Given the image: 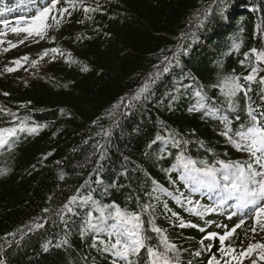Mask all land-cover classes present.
<instances>
[{
	"label": "trees",
	"instance_id": "obj_1",
	"mask_svg": "<svg viewBox=\"0 0 264 264\" xmlns=\"http://www.w3.org/2000/svg\"><path fill=\"white\" fill-rule=\"evenodd\" d=\"M50 1L0 0V19L32 16ZM73 19L53 48L59 51L49 47L43 60L27 59L0 79V129L15 123L37 129L17 131L0 147V264H111L103 249L114 242V221L101 224L96 209L108 215L144 205L160 212L150 208L142 220L150 244L159 245L157 234L147 232L150 219L166 230L176 247L168 253L171 264H208L206 256L179 253L197 244L198 230L179 227L176 217L160 225L165 202L167 215L185 214L169 197L152 194L153 181L188 194L177 173L165 171L181 150L198 161L248 157L206 113L219 110L233 133L250 125L249 104L264 113V63L257 60L264 53V0H110L105 11L94 1L79 5ZM253 69L256 80H245ZM145 84L148 90L135 99ZM230 84L251 89L247 102L244 93L232 98L235 111ZM198 91L207 107L190 111ZM74 196L69 212L65 205ZM190 198L206 205L198 194ZM89 213L104 231L88 230ZM193 221L221 235L232 224L212 213ZM140 262L148 264L146 251Z\"/></svg>",
	"mask_w": 264,
	"mask_h": 264
},
{
	"label": "snow or ice",
	"instance_id": "obj_2",
	"mask_svg": "<svg viewBox=\"0 0 264 264\" xmlns=\"http://www.w3.org/2000/svg\"><path fill=\"white\" fill-rule=\"evenodd\" d=\"M65 2H68V0H65ZM57 3H59V0H53L50 7H45L41 12L37 13L31 21H25V23L35 24L36 21L46 19L50 12L56 9ZM72 6L77 7L78 5L73 2ZM83 10L85 12L96 11V9H89L86 7ZM67 12V8L60 9L61 18ZM51 19L53 24L45 25V28L36 31L35 35L43 38L44 31L47 27L59 26L61 21L57 19L56 16H52ZM12 31L17 34H19V32H27L28 35L33 34L32 31L26 28H13ZM3 34L4 33H0V35ZM21 43H24V41H21ZM16 46L17 45H12V47ZM236 48L238 49L239 45H236ZM51 51L57 52L56 49H52ZM253 53H255V50H253ZM47 54L48 52L45 51L41 56V59ZM21 59L27 60L28 57H22ZM257 60L260 63H264V53L257 55ZM13 63L19 65L20 61H13ZM33 66H35V64ZM15 70L16 69L13 68L6 69V71L9 72ZM167 71L168 68L165 67L164 72L166 73ZM256 71V69H253L252 73L244 79L247 81L256 80ZM261 71H264V69H261ZM259 82L264 84V77H262ZM148 88L149 85L145 84L134 98L140 99L141 95L145 93ZM248 91H251V89L249 88L246 91L244 87L238 84H230L227 91L230 100V110H236L235 106L232 105L231 100L237 95V93H244V99L246 102L250 99L248 97ZM196 96L198 97L196 106L193 109H190V111H203L207 107L205 104L207 98L199 91L196 92ZM218 111L219 110L213 111L211 108H208L206 114L213 119L220 120L221 123L224 124V130L220 134L228 140L236 151L246 153L248 159L244 161H223L219 159L214 162H209L207 160L198 161L192 159L181 150L176 156V162L171 168L166 169L165 171L169 175L172 172H176L177 179L184 185V188L187 189L188 194L186 195L185 192L180 191L178 188L175 193L169 192L167 189L157 184L156 181H153L154 188L152 194L159 193L167 196L175 201L180 207L188 205L189 207H185V210L197 216H203L206 213L222 209L228 201H237L238 203L233 205L236 211H234L232 215L246 213L254 216L252 233L253 235H256L257 226L260 228L261 232H264V113L257 115L258 110L252 108L249 104L247 116L250 118V125L242 131L233 133L232 128L229 127L230 121L228 118L218 116ZM237 119H239V117H237ZM25 130L33 133L37 131L36 128L25 129L24 127H21L19 129V131ZM16 132L17 129L15 128L0 130V147L7 145L9 138L14 137ZM184 144L186 145L187 141H185ZM173 146L178 149L181 148V141L176 139ZM201 146L203 145L201 144ZM103 159L104 157L102 155L101 160ZM3 174L5 173L0 170V175ZM61 179H63V176H61ZM170 183L175 186L176 181L170 180ZM195 194L207 196L209 199L215 198L218 203L215 208H202V205H200L198 200L193 201L190 198L191 195ZM88 199H90V197ZM155 199L159 200L160 195H155ZM76 200L77 197H72L68 204L65 205V209L71 212L72 209L69 205L74 204ZM85 203H87V201H85ZM152 207L154 206L144 205L141 207L140 212H128L116 208L114 211L109 212L108 215H105L106 210L104 208L96 209L100 214L99 218L101 224H107L109 220L114 221V223L109 225V235L114 237V242H110L109 245L105 246L103 249L104 252L113 257L111 264H138L141 253L144 251L148 254V264H171V259L168 253H175L176 247L167 242V238L164 235L166 230L157 227L154 220L150 219L148 221L150 227L147 229V232L157 234L159 237V245H156L155 243L150 244L149 241L152 240V237L145 232L142 215H149V209ZM164 207L166 211L171 212V209H168L166 202ZM171 214L173 217H176V219H179V217L176 216V213L172 212ZM228 218L231 219L232 217L229 216ZM244 223L245 221L241 220L239 224L235 225L230 231H226L222 236H218L216 233H209L204 237V240L218 239L221 244V252H224V242L234 235L236 229L240 228ZM87 224L88 230L97 232L104 231L100 225L92 222L91 213H89ZM35 227L41 228L43 225L40 224ZM179 227H197V225L185 224L181 221ZM200 230L204 231V229ZM100 243L104 242L100 241ZM201 244L203 245V240L201 241ZM93 246H95V243ZM254 249H264V244L257 243L255 245H250L242 255L247 258ZM207 250L211 252L212 246L208 245ZM227 251L233 252L235 249L228 248ZM196 255H200V253L197 252ZM261 258L264 259V256ZM140 264H143V262H140ZM209 264H219V261L213 256L209 260ZM253 264H256L255 260L253 261Z\"/></svg>",
	"mask_w": 264,
	"mask_h": 264
},
{
	"label": "rangeland",
	"instance_id": "obj_3",
	"mask_svg": "<svg viewBox=\"0 0 264 264\" xmlns=\"http://www.w3.org/2000/svg\"><path fill=\"white\" fill-rule=\"evenodd\" d=\"M92 1L98 2L103 11L108 10L110 0H68V2H65V0H59L56 9L50 12L49 16L46 19L36 21L35 24L25 23V21H31L33 18L23 21L18 25V27H13L10 23H5V25L0 24V33H4L3 35H0V79L9 77L14 72L20 70L25 61L21 59L22 57H28V59L37 62L39 59H41V56L45 53L47 48L50 47L53 49L54 47H56V42L58 41L62 32L68 28H70V30L73 29V17L77 7L79 5L90 3ZM73 2H75V4L78 6L73 7ZM64 8H67L68 12L65 13L61 18L60 9ZM52 16H56V18L61 21L59 26L47 27L44 31L43 38L35 35V32L45 28V25L53 24V21L51 19ZM13 28H26L32 31L33 34L28 35L27 32H19V34H17L12 31ZM21 41H24V43H21ZM12 45L17 46L12 47ZM56 50L59 51L58 49ZM44 57L45 56H43V59ZM13 61H20V64L17 65L13 63ZM8 68H13L16 70L9 72L6 71V69ZM21 127L24 126L19 123L16 126L8 127L5 129H20ZM236 203L238 202L236 201ZM233 205H225L222 208L223 214L228 217L231 216L232 218L236 216L235 220H240L243 217L245 223L240 228H237L235 234L224 242V252H221V245L219 246V249L216 250L214 244L211 243L210 240H204V238L202 239L203 245L201 244V240L196 246L188 247L187 249H185V252H188L189 254H196L197 252H199L200 255H207L209 259L215 256L216 260L219 261V264H238L240 261H243L241 264H252L254 260L256 262H259L260 264H264V259L261 258L262 256H264V249H254V251L247 258L242 255V253L246 252L250 245H255L257 243L264 244V232H261L260 228L257 226V234L253 235L252 227L254 216L248 215L246 213H238L237 215H232V213L236 211ZM157 210V207H152V213L154 215H158ZM163 210V218L165 220L160 223L161 226H165L164 222L171 220V218L173 217L171 215H167L168 211H166L165 207H163ZM176 216L179 217V219H177V222L179 224L181 221L187 224V221L184 217L180 215ZM208 245L212 246L211 252L207 250ZM228 248L235 249V251L228 252ZM181 252L183 253L184 251Z\"/></svg>",
	"mask_w": 264,
	"mask_h": 264
}]
</instances>
